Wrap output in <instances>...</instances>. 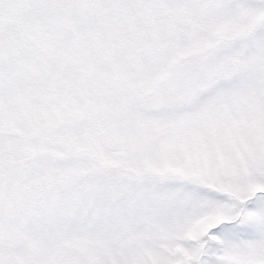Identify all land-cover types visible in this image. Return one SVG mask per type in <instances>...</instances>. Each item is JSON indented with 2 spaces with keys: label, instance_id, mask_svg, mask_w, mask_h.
I'll return each instance as SVG.
<instances>
[{
  "label": "snow or ice",
  "instance_id": "6c2138e0",
  "mask_svg": "<svg viewBox=\"0 0 264 264\" xmlns=\"http://www.w3.org/2000/svg\"><path fill=\"white\" fill-rule=\"evenodd\" d=\"M0 264H264V0H0Z\"/></svg>",
  "mask_w": 264,
  "mask_h": 264
}]
</instances>
